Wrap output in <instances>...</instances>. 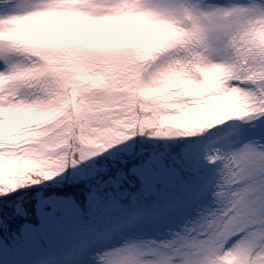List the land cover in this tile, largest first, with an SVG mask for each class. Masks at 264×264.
Here are the masks:
<instances>
[{"label":"clouds","instance_id":"1","mask_svg":"<svg viewBox=\"0 0 264 264\" xmlns=\"http://www.w3.org/2000/svg\"><path fill=\"white\" fill-rule=\"evenodd\" d=\"M185 2L198 4L202 14L230 7L175 0ZM11 7L21 18L0 42L17 44L20 52L18 75L0 78V90L7 87L0 96V197L38 189L37 210L52 182L121 145L131 151L137 137L191 138L211 135L228 121L257 119L231 87L239 77L219 67L240 64L244 54L234 52L225 35L223 51L208 57L213 66H202L186 16L154 17L139 0H31L23 8L14 0ZM233 28L264 43V18L234 20ZM185 113L194 115L181 125L166 122ZM207 164L216 170L209 201L232 212L229 231L198 229L197 245L188 247L172 235L176 226L160 230L165 218L146 214L94 235L69 264H264V162ZM85 210L87 220L106 214L90 201ZM245 221L255 227L245 229Z\"/></svg>","mask_w":264,"mask_h":264},{"label":"rangeland","instance_id":"2","mask_svg":"<svg viewBox=\"0 0 264 264\" xmlns=\"http://www.w3.org/2000/svg\"><path fill=\"white\" fill-rule=\"evenodd\" d=\"M30 2L15 0L21 8ZM208 2L227 5L243 4L247 0ZM3 69L4 64L0 62V71ZM239 86L243 91L250 87L245 84ZM193 115L188 114L189 117ZM182 123L172 122L176 125ZM219 129H214L211 135L191 138L147 141L137 137L131 151L121 145L75 170H69L66 174L69 179L52 182L47 188V191L62 190V193H56L62 196L49 194L41 197L58 202L49 213L56 223L54 235L36 237L33 247L23 259L34 261L55 251L65 264H69L68 258L87 248L94 235L135 224L146 214L165 218V223L159 226L160 230L174 227L186 204L198 196L209 199L210 185L216 173L215 168L203 159L205 148L223 149L226 141H255L264 136V126L258 121H228ZM63 190L69 194L63 193ZM37 191L31 189L0 197V219L6 215L14 216L17 207H20L27 213L29 220L35 222ZM70 195L75 197L74 202L64 199ZM88 201L106 210V214H97L94 219L87 220V211L82 213L81 209L85 208ZM24 222L23 216L15 217L10 232L17 231ZM0 239L12 243L11 235L5 236L2 230ZM0 264H4V261L0 260Z\"/></svg>","mask_w":264,"mask_h":264},{"label":"snow or ice","instance_id":"3","mask_svg":"<svg viewBox=\"0 0 264 264\" xmlns=\"http://www.w3.org/2000/svg\"><path fill=\"white\" fill-rule=\"evenodd\" d=\"M13 3L14 0H0V10H2L0 11V34L12 31V22L21 18L15 14L11 7ZM6 5L8 6L6 7ZM139 6L147 14L154 17L175 19L177 16L183 15L190 19L194 28L189 33L188 39L195 49L200 50L197 62L202 63V66H213L208 57L213 54H220L223 51L221 48L223 37L229 36L226 41L228 46L234 52L237 50L242 52L244 58L238 65H219V67H223L229 76L239 77L233 81L231 86L237 91L239 103L257 117L252 121H258L261 126H264V43L258 42L247 29L234 30L233 28L234 20L264 18V0H247L243 4L233 3L226 9H220L210 14H202L200 6L193 2L178 5L175 0H139ZM19 52L20 48L17 44L0 42V62L4 64V69L0 71V78L11 81L18 75L16 65ZM241 80L244 81L243 84L250 86L247 91H240ZM6 91L7 87L0 90V96H4ZM214 107L225 115L230 114L227 106L216 105ZM187 115L188 113L183 116H174L166 122L170 124L182 122ZM139 116L146 117L147 112H141ZM236 143L226 141L223 149L206 147L203 159L207 163L212 160L223 163L225 168H230L233 162L242 158L254 163L264 162V136L260 140H240ZM6 190L10 191L11 189ZM57 203L41 198L36 210L35 222L29 220L27 213L20 207H17L14 216L6 215L0 219V230L5 233V236L11 235L12 237V243L0 239V260H3L4 264H65L55 251L49 252L34 261L23 259L33 247L36 237L54 235L56 223L49 213ZM225 212L227 215H224ZM181 213V217L175 225L176 231L172 235L176 237V241L183 242L188 247L197 245L194 237L198 229H212L216 226L223 227L225 231L231 229L229 217L232 216V212L227 209H217L209 199L200 196L186 204ZM18 216H23L25 222L17 231L10 232L15 217ZM244 227L248 229L255 227V225L245 221Z\"/></svg>","mask_w":264,"mask_h":264},{"label":"trees","instance_id":"4","mask_svg":"<svg viewBox=\"0 0 264 264\" xmlns=\"http://www.w3.org/2000/svg\"><path fill=\"white\" fill-rule=\"evenodd\" d=\"M79 191V190H78ZM56 193H62V190L61 191H59V190H55V189H51V190H49V191H47V190H45L44 192H43V197L44 196H50L49 194H54L55 196H62L61 194H56ZM63 193H65V194H69V192H66L65 190H63ZM36 196H37V193H36ZM77 198H78V196H77Z\"/></svg>","mask_w":264,"mask_h":264}]
</instances>
